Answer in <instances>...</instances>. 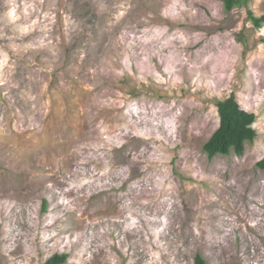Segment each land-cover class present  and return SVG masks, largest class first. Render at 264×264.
I'll use <instances>...</instances> for the list:
<instances>
[{"label":"rangeland","instance_id":"374dc122","mask_svg":"<svg viewBox=\"0 0 264 264\" xmlns=\"http://www.w3.org/2000/svg\"><path fill=\"white\" fill-rule=\"evenodd\" d=\"M264 0H0V264H264ZM256 116L209 157L216 102Z\"/></svg>","mask_w":264,"mask_h":264},{"label":"trees","instance_id":"16d2710c","mask_svg":"<svg viewBox=\"0 0 264 264\" xmlns=\"http://www.w3.org/2000/svg\"><path fill=\"white\" fill-rule=\"evenodd\" d=\"M224 9L229 11L235 6L246 3V0H221ZM249 19L255 27H260L264 16L256 17L249 11ZM219 116V125L205 142L203 149L209 157L216 154H228L233 150L237 155L242 154L245 141H252L256 131L252 124L255 114L242 109L235 97L231 94L224 100L216 102ZM259 169L264 170V157L256 162ZM67 260L66 253H55L47 259V264H64ZM193 264H205L202 256L196 255Z\"/></svg>","mask_w":264,"mask_h":264}]
</instances>
